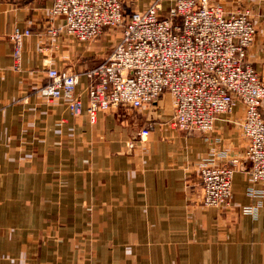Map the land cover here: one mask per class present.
I'll return each instance as SVG.
<instances>
[{
	"label": "crops",
	"instance_id": "1",
	"mask_svg": "<svg viewBox=\"0 0 264 264\" xmlns=\"http://www.w3.org/2000/svg\"><path fill=\"white\" fill-rule=\"evenodd\" d=\"M53 0H0V264H264V184L248 196V176L236 172L231 206L202 204L199 168L241 157L246 141L235 124L242 110L216 117L208 136L168 126L172 102L87 114L88 80L75 93L72 116L63 100L37 89L49 68L79 74L96 66L121 36L105 30L90 43L47 29ZM154 0H122L124 12H144ZM226 13L250 7L256 35L249 60L264 71V0H211ZM171 3H161L165 16ZM29 29L19 71L8 36ZM44 49L39 51V49ZM143 150L125 142L139 129ZM252 206L250 214L241 208Z\"/></svg>",
	"mask_w": 264,
	"mask_h": 264
},
{
	"label": "built area",
	"instance_id": "2",
	"mask_svg": "<svg viewBox=\"0 0 264 264\" xmlns=\"http://www.w3.org/2000/svg\"><path fill=\"white\" fill-rule=\"evenodd\" d=\"M163 1L171 3L164 17L159 15ZM47 18L59 21L47 29L52 37L65 35L90 43L114 28L121 29V36L96 66L83 73L49 68L46 82L37 89L41 97L63 100L69 113L79 116L82 104L75 88L85 76L86 111L93 121L100 111L137 110L168 94L172 102L168 126L203 136L213 131L217 116L240 107L242 118L235 124L246 148L241 157L201 164L202 204L229 208L238 171L248 176V196L260 195L254 185L264 184V71H256L249 60L256 35L250 7L228 14L211 0H154L144 12L126 14L122 0H53ZM30 35L29 29H15L8 36L15 71L20 69L23 40ZM149 136L150 129L142 127L125 148L143 150ZM252 208L241 210L250 214Z\"/></svg>",
	"mask_w": 264,
	"mask_h": 264
},
{
	"label": "rangeland",
	"instance_id": "3",
	"mask_svg": "<svg viewBox=\"0 0 264 264\" xmlns=\"http://www.w3.org/2000/svg\"><path fill=\"white\" fill-rule=\"evenodd\" d=\"M106 55H107V53L105 54V56H106ZM105 56H104V57H105ZM104 57H103V58H104Z\"/></svg>",
	"mask_w": 264,
	"mask_h": 264
}]
</instances>
